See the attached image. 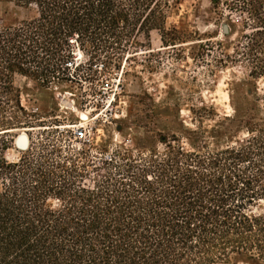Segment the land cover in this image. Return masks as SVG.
<instances>
[{
	"label": "trees",
	"instance_id": "1",
	"mask_svg": "<svg viewBox=\"0 0 264 264\" xmlns=\"http://www.w3.org/2000/svg\"><path fill=\"white\" fill-rule=\"evenodd\" d=\"M3 2L35 15L0 22V264H264V213L253 212L264 201V117L247 119V137L225 147L186 149L173 138L163 150L119 146L105 156L44 131L17 161L6 157L9 133L32 117L17 77L45 87L88 79L85 66L163 31L182 0ZM224 2L245 14L241 56L251 78L264 77V0ZM77 50L87 62H76Z\"/></svg>",
	"mask_w": 264,
	"mask_h": 264
},
{
	"label": "rangeland",
	"instance_id": "2",
	"mask_svg": "<svg viewBox=\"0 0 264 264\" xmlns=\"http://www.w3.org/2000/svg\"><path fill=\"white\" fill-rule=\"evenodd\" d=\"M34 15L33 9L15 2L0 5V22L6 26ZM244 17L224 0L218 5L182 0L169 9L163 31H151L150 39L139 33L124 53L102 59L107 69L101 72L85 66L79 75L88 79L45 87L17 77L22 105L32 117L27 127L9 133L15 141L7 159L17 161L24 150L16 144L20 135L30 144L44 131H54L52 137L64 148H103L105 156L119 146L146 144L163 150L173 138L186 149L241 142L248 135L246 120L264 117V77L251 78L241 56L244 35L251 32ZM75 57L77 63L89 59L80 50ZM107 84L111 90L104 95ZM79 129L85 139L78 138ZM253 212L263 214L264 201Z\"/></svg>",
	"mask_w": 264,
	"mask_h": 264
},
{
	"label": "built area",
	"instance_id": "3",
	"mask_svg": "<svg viewBox=\"0 0 264 264\" xmlns=\"http://www.w3.org/2000/svg\"><path fill=\"white\" fill-rule=\"evenodd\" d=\"M92 68H94L95 71H97V72H101V71H103L104 69H107V67H106V63H105V62H99L98 64L92 66ZM116 79H117V78H114L113 80L116 81ZM116 83H117V82H116ZM116 86H117V84H116ZM109 90H111V89H110L109 84H107V85H105V87H103V91H102V93H103L104 95H108V94H109ZM77 136H78V138H80V139H85V137H86V133H85V131H84L83 129H79V130L77 131Z\"/></svg>",
	"mask_w": 264,
	"mask_h": 264
},
{
	"label": "water",
	"instance_id": "4",
	"mask_svg": "<svg viewBox=\"0 0 264 264\" xmlns=\"http://www.w3.org/2000/svg\"><path fill=\"white\" fill-rule=\"evenodd\" d=\"M225 33L228 32V25H224ZM16 144L19 148L25 149L28 145V140L25 138L24 134L20 135L16 141Z\"/></svg>",
	"mask_w": 264,
	"mask_h": 264
},
{
	"label": "bare ground",
	"instance_id": "5",
	"mask_svg": "<svg viewBox=\"0 0 264 264\" xmlns=\"http://www.w3.org/2000/svg\"><path fill=\"white\" fill-rule=\"evenodd\" d=\"M85 117V116H84ZM25 138L27 139V136L24 134Z\"/></svg>",
	"mask_w": 264,
	"mask_h": 264
}]
</instances>
